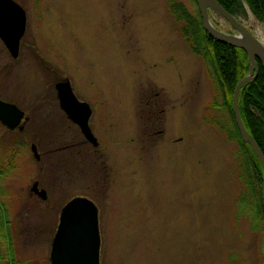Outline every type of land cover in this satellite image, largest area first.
Instances as JSON below:
<instances>
[{
	"label": "rangeland",
	"instance_id": "rangeland-1",
	"mask_svg": "<svg viewBox=\"0 0 264 264\" xmlns=\"http://www.w3.org/2000/svg\"><path fill=\"white\" fill-rule=\"evenodd\" d=\"M16 1L27 27L18 58L0 39V98L28 121L23 131L0 123V216L17 263L50 264L63 205L86 196L99 208L101 264H264L263 220L236 202V144L204 121L212 84L168 1ZM237 19L264 42L249 10ZM64 78L91 104L99 141L77 159L60 148L82 138L51 85ZM35 181L47 200L31 190ZM0 247L9 249L6 237Z\"/></svg>",
	"mask_w": 264,
	"mask_h": 264
},
{
	"label": "trees",
	"instance_id": "trees-1",
	"mask_svg": "<svg viewBox=\"0 0 264 264\" xmlns=\"http://www.w3.org/2000/svg\"><path fill=\"white\" fill-rule=\"evenodd\" d=\"M174 19L180 24L179 32L187 43L189 50L199 57L204 65L213 88V99L206 108L204 121L219 127L226 137L235 143L233 155L237 177L236 202L240 209L248 211V217L254 221L258 218L264 224V206L262 200L263 167L251 144L243 140L234 116L233 96L237 84L250 72L249 55L241 48L235 47L211 37L204 29L201 13L190 11L187 6L176 0H167ZM222 7L236 18L247 17L248 10L256 20L264 23V0H217ZM257 75L247 82L239 93V110L247 130L252 134L264 153V69L257 60ZM52 87L55 83L52 82ZM222 110L228 116L222 114ZM220 111V112H218ZM12 160L9 161V165ZM0 168V173L5 172ZM10 170V169H9ZM8 219L7 213L4 215ZM0 216V228L9 240V249L3 252L0 247V264H18L11 244V234L7 221ZM0 240V245H1Z\"/></svg>",
	"mask_w": 264,
	"mask_h": 264
},
{
	"label": "water",
	"instance_id": "water-1",
	"mask_svg": "<svg viewBox=\"0 0 264 264\" xmlns=\"http://www.w3.org/2000/svg\"><path fill=\"white\" fill-rule=\"evenodd\" d=\"M201 13L205 31L215 40L243 49L250 58V72L236 86L233 96V110L239 132L244 141L249 142L257 154L263 167L262 200L264 206V154L247 130L239 110L240 89L254 79L257 72V59L264 69V42L260 41L244 25L217 0H195ZM212 10L225 19L237 34H230L216 28L209 11ZM27 13L16 0H0V39L14 58L20 53L21 40L26 32ZM61 109L75 122L86 137V142L98 146L97 137L90 127L93 109L87 101L80 100L74 92L71 80L64 78L55 84ZM28 120L26 113L17 104L0 98V122L9 129L23 130ZM31 149L40 159L36 144ZM31 190L47 199L45 189H39L35 182ZM101 229L99 209L95 202L85 196H76L69 200L61 209L59 222L53 236L50 251V264H101Z\"/></svg>",
	"mask_w": 264,
	"mask_h": 264
},
{
	"label": "flooded vegetation",
	"instance_id": "flooded-vegetation-1",
	"mask_svg": "<svg viewBox=\"0 0 264 264\" xmlns=\"http://www.w3.org/2000/svg\"><path fill=\"white\" fill-rule=\"evenodd\" d=\"M67 116V115H66ZM68 118V117H67ZM69 119V118H68ZM70 120V119H69ZM70 123H71V125H73L74 127H75V129L78 131V133L82 136V138H80L79 140H73V142H70V143H66L65 145L63 144V146L62 147H60L61 149L62 148H64V149H67V148H69V150L70 149H75V150H73V151H71V155H70V157H71V159L72 158H75V159H77L78 157H81L82 156V154L80 155V152H82L81 151V149L79 148V147H81V146H90L91 145V143L90 142H85L86 141V137H85V135L82 133V131H81V129L79 128V126L78 125H76L74 122H72L71 120H70ZM76 136V135H75ZM75 136H74V138H75ZM68 142L69 141H71V139L70 138H68V140H67ZM78 153H77V152ZM68 154L69 153H67L66 154V156H68ZM79 154V155H78ZM71 159H69L68 160V162L71 160ZM40 187V186H39ZM40 188H42V187H40Z\"/></svg>",
	"mask_w": 264,
	"mask_h": 264
},
{
	"label": "bare ground",
	"instance_id": "bare-ground-1",
	"mask_svg": "<svg viewBox=\"0 0 264 264\" xmlns=\"http://www.w3.org/2000/svg\"><path fill=\"white\" fill-rule=\"evenodd\" d=\"M264 154V153H263Z\"/></svg>",
	"mask_w": 264,
	"mask_h": 264
}]
</instances>
